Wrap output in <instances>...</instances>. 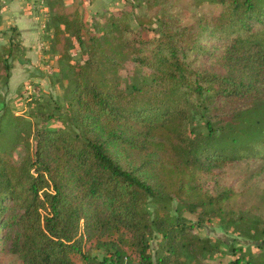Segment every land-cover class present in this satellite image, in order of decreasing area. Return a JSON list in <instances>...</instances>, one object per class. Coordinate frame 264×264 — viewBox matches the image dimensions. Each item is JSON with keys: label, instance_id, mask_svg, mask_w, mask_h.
Segmentation results:
<instances>
[{"label": "trees", "instance_id": "16d2710c", "mask_svg": "<svg viewBox=\"0 0 264 264\" xmlns=\"http://www.w3.org/2000/svg\"><path fill=\"white\" fill-rule=\"evenodd\" d=\"M134 1L154 10L148 19L163 30L151 36L142 20L134 29L123 9L91 25L79 7H60L57 33L89 49L68 75L80 127L73 138L59 127L32 133L29 119L0 128V246L23 264H205L217 243L188 232L169 194L205 214L228 194L202 197L199 173L264 159V0H192L222 10L190 25L172 11L174 0ZM20 46L0 45L3 83ZM204 54L225 70L201 67ZM224 101L245 106L229 113ZM192 107L204 125L190 127ZM213 110L224 114L206 116ZM154 233L164 241L156 260L148 250ZM91 245L106 251L102 261ZM256 248L227 264H264V239Z\"/></svg>", "mask_w": 264, "mask_h": 264}, {"label": "rangeland", "instance_id": "374dc122", "mask_svg": "<svg viewBox=\"0 0 264 264\" xmlns=\"http://www.w3.org/2000/svg\"><path fill=\"white\" fill-rule=\"evenodd\" d=\"M61 6L69 11L79 7L91 25L100 17L116 14L123 9L134 29L140 27V20L151 36L164 28L155 16L148 19L155 15L154 10L134 0H0V45L8 46L12 42L21 45L20 51L14 50L10 60L12 70L8 82L3 83L0 78L2 130L7 128L9 122L20 126L23 119L31 121L32 133L42 127H59L73 138L74 131L80 130L69 104L71 85L68 75L70 66L82 63L89 57V49L87 44L81 45L73 34L57 33L55 26ZM221 10L220 5L206 3L200 6L192 0L172 2V11L184 25L193 24L198 16L212 17ZM206 43L211 45L213 41L207 40ZM198 62L211 72L225 70L209 54H204ZM132 68V65H126L121 75L125 76ZM243 106L239 101L222 103L223 111L229 113ZM190 110L194 116L190 127L204 125V112L194 107ZM205 114L209 117L224 113L213 110ZM33 138L31 135V141ZM24 154L25 147L20 144L13 152V160L18 163ZM197 177L202 197L228 194L221 207L211 208L205 214L204 207L200 205L195 211H190L172 192L169 195L173 199L172 213L186 219L188 232H195L217 243V249L206 257L205 264H227L238 256L248 257L249 251L258 252L256 246L264 239V159L253 157L227 162L222 167L203 171ZM149 241L148 250L156 260L164 254L163 238L159 233H154ZM88 250L98 261L107 255L104 249L94 245L89 246ZM0 264L23 262L1 245ZM119 264L131 263L126 258Z\"/></svg>", "mask_w": 264, "mask_h": 264}, {"label": "built area", "instance_id": "2783aa9c", "mask_svg": "<svg viewBox=\"0 0 264 264\" xmlns=\"http://www.w3.org/2000/svg\"><path fill=\"white\" fill-rule=\"evenodd\" d=\"M106 264H110V263H106Z\"/></svg>", "mask_w": 264, "mask_h": 264}]
</instances>
